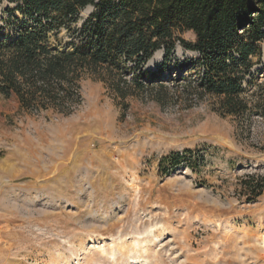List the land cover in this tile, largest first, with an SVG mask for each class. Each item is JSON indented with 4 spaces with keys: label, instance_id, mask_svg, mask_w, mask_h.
<instances>
[{
    "label": "rangeland",
    "instance_id": "obj_1",
    "mask_svg": "<svg viewBox=\"0 0 264 264\" xmlns=\"http://www.w3.org/2000/svg\"><path fill=\"white\" fill-rule=\"evenodd\" d=\"M9 5L6 37L28 23ZM89 15L54 47L84 41ZM262 51L243 98L263 113L246 118L185 91L203 69L180 45L167 69L163 57L147 67L168 86L163 103L155 90L123 100L92 76L68 116L0 98V264H264V194L243 191L244 177L264 176Z\"/></svg>",
    "mask_w": 264,
    "mask_h": 264
},
{
    "label": "trees",
    "instance_id": "obj_2",
    "mask_svg": "<svg viewBox=\"0 0 264 264\" xmlns=\"http://www.w3.org/2000/svg\"><path fill=\"white\" fill-rule=\"evenodd\" d=\"M4 1L10 4L4 9L9 18L19 13L28 22L12 37L0 35V98L16 104L19 113L70 115L86 76L123 100L155 90L156 101L163 103L168 86L157 83L160 77L147 70L148 63L163 51L160 69H167L179 45L196 52L203 69L185 91L198 99L216 98L215 109L223 116L263 113L243 94L262 59L264 0H0V11ZM89 7L84 41L69 50L55 48L51 38L72 31ZM185 32H193L195 41L184 39ZM188 165L195 171V164ZM243 180L250 200L264 194V176Z\"/></svg>",
    "mask_w": 264,
    "mask_h": 264
},
{
    "label": "bare ground",
    "instance_id": "obj_3",
    "mask_svg": "<svg viewBox=\"0 0 264 264\" xmlns=\"http://www.w3.org/2000/svg\"><path fill=\"white\" fill-rule=\"evenodd\" d=\"M161 57H162L161 52H158V53L154 56V58L151 60V62H150V66H152L153 63H155V61L161 59Z\"/></svg>",
    "mask_w": 264,
    "mask_h": 264
},
{
    "label": "water",
    "instance_id": "obj_4",
    "mask_svg": "<svg viewBox=\"0 0 264 264\" xmlns=\"http://www.w3.org/2000/svg\"><path fill=\"white\" fill-rule=\"evenodd\" d=\"M92 11H93V7H90V13H91ZM159 52H161L162 57H163V56H164L163 51H159ZM157 53H158V52H157ZM157 53H156V54H157ZM153 58H154V57H153ZM153 58H152V59H153ZM152 59H151V60H152ZM151 60H150V62H151ZM150 62L148 63V67L150 66Z\"/></svg>",
    "mask_w": 264,
    "mask_h": 264
}]
</instances>
